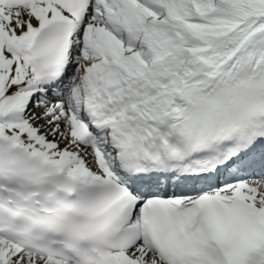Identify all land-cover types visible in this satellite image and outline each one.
Listing matches in <instances>:
<instances>
[{"label": "snow or ice", "instance_id": "6c2138e0", "mask_svg": "<svg viewBox=\"0 0 264 264\" xmlns=\"http://www.w3.org/2000/svg\"><path fill=\"white\" fill-rule=\"evenodd\" d=\"M0 264H264V0H0Z\"/></svg>", "mask_w": 264, "mask_h": 264}]
</instances>
